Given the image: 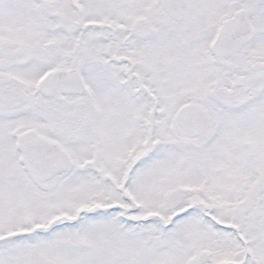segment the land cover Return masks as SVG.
Listing matches in <instances>:
<instances>
[{
    "label": "snow or ice",
    "instance_id": "obj_1",
    "mask_svg": "<svg viewBox=\"0 0 264 264\" xmlns=\"http://www.w3.org/2000/svg\"><path fill=\"white\" fill-rule=\"evenodd\" d=\"M0 264H264V0H0Z\"/></svg>",
    "mask_w": 264,
    "mask_h": 264
}]
</instances>
